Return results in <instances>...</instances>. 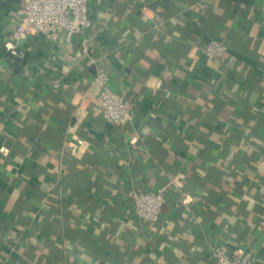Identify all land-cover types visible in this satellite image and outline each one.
Returning <instances> with one entry per match:
<instances>
[{"label": "crops", "instance_id": "obj_1", "mask_svg": "<svg viewBox=\"0 0 264 264\" xmlns=\"http://www.w3.org/2000/svg\"><path fill=\"white\" fill-rule=\"evenodd\" d=\"M20 7L0 0V264H214L215 243L264 264V0H87L124 124L96 106L77 37L11 58ZM165 185L151 228L132 193Z\"/></svg>", "mask_w": 264, "mask_h": 264}, {"label": "built area", "instance_id": "obj_2", "mask_svg": "<svg viewBox=\"0 0 264 264\" xmlns=\"http://www.w3.org/2000/svg\"><path fill=\"white\" fill-rule=\"evenodd\" d=\"M20 9L11 19L13 28L10 33L8 51L12 59L23 56L24 42L32 35H42L49 42L62 45L73 38L79 39V49L74 59L86 57L87 64L96 65L95 57L89 55V45L83 36L84 28L89 24L87 0H19ZM202 52L209 60H218L228 52V46L220 39H209L204 43ZM109 71L102 65H96L93 83L98 86L95 104L103 118L114 124H124L133 120L131 102L113 90L109 84ZM172 184L177 185L175 182ZM168 186L139 189L132 193V206L138 218L151 228L161 215ZM214 264H254L249 252L231 254L223 243L211 245Z\"/></svg>", "mask_w": 264, "mask_h": 264}, {"label": "trees", "instance_id": "obj_3", "mask_svg": "<svg viewBox=\"0 0 264 264\" xmlns=\"http://www.w3.org/2000/svg\"><path fill=\"white\" fill-rule=\"evenodd\" d=\"M227 55H228V52L225 55H223L221 58H219L218 61H222ZM144 189H146V188H144Z\"/></svg>", "mask_w": 264, "mask_h": 264}]
</instances>
